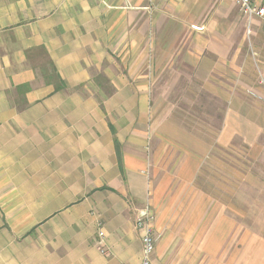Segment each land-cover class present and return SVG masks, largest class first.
<instances>
[{"label":"crops","instance_id":"0c3cea01","mask_svg":"<svg viewBox=\"0 0 264 264\" xmlns=\"http://www.w3.org/2000/svg\"><path fill=\"white\" fill-rule=\"evenodd\" d=\"M228 6L0 0V264H140L136 218L148 204L155 213L153 264H171L174 256L179 264H264V238L252 241L197 183L217 148L236 138L257 143L258 134L248 135L255 121L244 119L250 109L235 111L227 81L214 83L227 109L211 142L155 119L151 106L154 77L175 60L202 67L209 53L213 72L248 70L247 38L264 72L257 18L247 30L241 25L240 45L217 46L193 33L188 48L181 40L180 27L231 22ZM177 197L185 203L173 209ZM99 227L105 254L97 246ZM219 249H229L224 259Z\"/></svg>","mask_w":264,"mask_h":264},{"label":"rangeland","instance_id":"374dc122","mask_svg":"<svg viewBox=\"0 0 264 264\" xmlns=\"http://www.w3.org/2000/svg\"><path fill=\"white\" fill-rule=\"evenodd\" d=\"M228 1L231 4L230 7L228 6L231 22L218 21L216 25L205 27L193 25L179 28L181 40H184V43L185 40L187 41V48L195 34H200L199 41L206 42L212 39L217 46H222L225 41L237 45L240 40L241 25L243 24L247 30L253 20L248 19L233 0ZM215 11L216 9H211L209 13L213 14ZM207 15L206 20L209 16ZM225 34L229 37L224 38L222 35ZM247 39L245 54L250 57L248 70L224 74V68L217 66L218 72H213L215 68L212 59H215V56L209 53H205L210 59L202 67H193L188 60L182 64L181 59L177 64L178 61L175 60L167 69V73L157 74L154 77L155 83L150 95L151 106L155 109L153 113L155 119L180 125L186 131L200 135L211 142L222 126L227 109V103L212 89L214 83L221 85L227 81V95L230 96L231 93L232 97L236 98L235 103H238L234 105L235 111L243 115L242 107L250 109V114L245 115L244 119L248 121L249 118L255 121L251 124L258 125L259 129L255 131V127L249 123L251 133H248L250 136L253 132L258 134L257 143L246 145L243 140L236 138L228 149L217 148L215 155H212L213 158L209 159L211 164L206 163L197 183L202 189L215 196L219 213L232 214L238 226L247 229L251 240L257 241L264 238V72L257 69L256 58L253 55L254 45L250 38ZM233 51L234 48L230 53L233 54ZM237 125L239 127L236 128L237 130L243 129L242 124ZM183 199L184 197L175 198L176 202L175 200L172 202L173 209L184 205ZM218 236V240L221 241V235ZM229 249H219V256L224 259ZM197 252L199 256L202 255L199 249ZM173 258L171 264H179V260L175 256Z\"/></svg>","mask_w":264,"mask_h":264},{"label":"built area","instance_id":"2783aa9c","mask_svg":"<svg viewBox=\"0 0 264 264\" xmlns=\"http://www.w3.org/2000/svg\"><path fill=\"white\" fill-rule=\"evenodd\" d=\"M240 11L250 20L257 18L264 25V4H257L253 0H233ZM195 29H200L194 27ZM155 213L148 204L138 209L136 227L141 233L142 257L140 264H153V255L156 249V235L154 231ZM97 246L101 253L108 251L104 248L106 235L101 227L98 231Z\"/></svg>","mask_w":264,"mask_h":264},{"label":"trees","instance_id":"16d2710c","mask_svg":"<svg viewBox=\"0 0 264 264\" xmlns=\"http://www.w3.org/2000/svg\"><path fill=\"white\" fill-rule=\"evenodd\" d=\"M115 142H116L117 147H118V142L116 141V139H115ZM117 156L119 158V162L122 164V161H121V153H120V151L118 149H117Z\"/></svg>","mask_w":264,"mask_h":264}]
</instances>
